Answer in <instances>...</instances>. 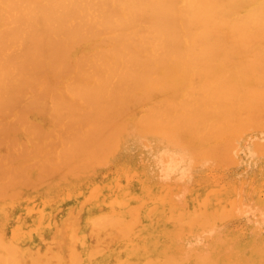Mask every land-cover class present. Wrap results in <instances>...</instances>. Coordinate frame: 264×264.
<instances>
[{
  "label": "bare ground",
  "instance_id": "obj_1",
  "mask_svg": "<svg viewBox=\"0 0 264 264\" xmlns=\"http://www.w3.org/2000/svg\"><path fill=\"white\" fill-rule=\"evenodd\" d=\"M262 63L264 0H0V264H264L254 230L240 243L216 229L222 246L208 255L174 241L243 215V184L238 214L222 191L215 204L199 199L200 183L182 185L178 202L172 188L130 177L55 192L113 156L137 109L148 128L176 126L194 164L208 150L233 165L240 141L228 133L264 108ZM219 134L224 144H210Z\"/></svg>",
  "mask_w": 264,
  "mask_h": 264
},
{
  "label": "rangeland",
  "instance_id": "obj_2",
  "mask_svg": "<svg viewBox=\"0 0 264 264\" xmlns=\"http://www.w3.org/2000/svg\"><path fill=\"white\" fill-rule=\"evenodd\" d=\"M224 28H226V27H224ZM227 38H228V36H227ZM227 38L225 36L224 39H227ZM254 40H255V42H254ZM254 40H251V41H253L251 43V45H254V43H256L255 46H253V47H255V49L251 50L252 53L258 52L259 49L261 47H263L257 43L256 39H254ZM230 41H231L230 44H233V42L235 43V40L233 41V39ZM184 42H187V41H184ZM190 42H192V41H190ZM183 45L187 46L189 44L183 43ZM200 45H202V44H200ZM259 46H261V47H259ZM199 47H201V46H199ZM256 47H258L259 49H256ZM251 52H248L247 55L248 56L252 55L255 57V53L250 54ZM181 62H183V61H181ZM262 65H264V63H262ZM182 66H183V63L181 64V67ZM196 77L197 76H195V79H196ZM168 96H169V94H165L163 96V98H164L163 100H165L166 97H168ZM178 96L180 97V95H178ZM178 96L176 97L177 99H179ZM142 107H143V109H142ZM142 107H140V108L142 110H144L145 106H142ZM139 110L137 109L136 110L137 112L135 111L136 115L138 117H136V115L131 114L128 117L129 120L126 119L127 122H126L125 129H124L125 132L121 138H118V139H120V141L118 140V142H115V143H117L116 144L117 147L113 148V151H114L113 156L112 157L108 156V160L105 159V160H107V162H104V158L99 159V161L102 160L104 163L101 162L102 164L98 165V162H97L96 163L97 166L96 165L95 166H89L86 170L80 171L79 177H70L67 181H64L63 184L55 192H57V193H74V191H77V190H78V192L79 191L86 192V190L89 186H95L97 184L105 185V186L109 185L111 183V180L114 178V176H116L115 178L120 179L122 182L126 181V179H125L126 177H128V178L130 177L131 179L130 178L129 179H130V181L132 183L131 185L133 187L136 185H139L141 181L146 180L151 184L157 183L156 186L162 187L164 189L167 188L164 191L161 190L162 192H165L168 189L172 188L173 193L176 192V194L174 195L175 196L174 200L176 202H178L180 197L182 196V194L185 193V190H183V189L180 190V188H183V186H184V187H187L188 189H194L200 183V185L203 187V189H198L194 192V193L200 192L199 199L204 197V195L206 196L208 194L207 195L208 197L206 196L207 198H209V200H207V202L210 201L209 203L215 204V203H217V201H215L216 198L214 195H216L218 192L222 191L221 194L218 193L220 195V200L222 197V202L224 204H227L228 206L230 205L231 209H233L235 207V209H233L234 211L236 210V205H237L240 208V209L238 208V210L236 211L237 214H238L239 210H241V208H243L244 206H246L245 207L246 209L245 208L242 209L243 215L241 214V212H239L238 216L237 215L234 216V219H230V216L232 217V215H230V216L228 215L229 220L224 219L225 221L219 220V218L216 217L217 221L215 220L216 224L213 227H210L211 226L210 225V226H206L204 228H201L202 227L201 226L200 228H198V230L196 229V232L198 234H200V232H201V234L203 236L202 238H199V237L189 238V236L175 238L174 241L177 245H181L183 243H186L187 247L198 248L200 251H204L208 255L211 252V250L220 248L222 246V243L220 242V240H218L215 237V235L217 233L215 230L218 228L224 229L225 234L229 233L230 235L231 234L235 235L240 243L249 242L251 240L250 237L253 236L252 233H254V232L258 233L261 236H264V217H262V216H264V210H263L264 209V153H263L264 151L259 150L256 146V144H258V143H259L258 145L264 144V108L257 110L255 113V116H250L246 120L244 119L245 121L241 120L243 123L239 122L237 125H234V126L238 127L237 128L238 130H239V124H240V126H242L243 130L246 128V130L243 131L246 133L242 132L243 136H242V133L240 134L241 136L239 135V131H238V137H234L235 135L232 136L233 134H230V133H232L231 130L233 131L235 129V127H234V129L230 130V133H228L229 131L227 132L229 134V135H227V138L231 142L237 140L235 143L233 142L234 146L237 145L240 141L238 148H236L237 146L234 148L241 149V150H239L238 153L235 154V152H237V150L234 148H231L233 151V154L236 155V156L234 155L235 159L233 156H232V159L237 161L240 158L239 161L240 160L241 161H240V164H237V166H236L234 160H231V162L233 161V165L228 166V164L225 163L228 167L225 166L224 164H222V162L220 163V167L218 166V164L222 158L221 159L217 158V160H219L218 163L214 162L216 157H218V155H215V156L213 155V157H215V159L213 158L214 161H213V159L205 157V156L209 157V155H208L209 151L207 149L210 146V144L214 145V143H219V141L221 139H223V138L225 139L226 136L224 137V134H223V137L221 136L222 134H219L222 138L215 136L216 137V139L214 138L215 141L213 140L207 146V148H205L206 146L205 147L203 146L207 150L206 151L207 153L205 151L203 152V155L205 154V156H203V159L201 157L202 162H200V164H198V163L194 164V161H195L194 158H196V157H193L194 152H192V150L190 149V145L188 146V143L184 142L181 139L182 137L178 134L177 130L175 129L176 126H172V124H171L169 126H164L163 128L156 129V128H153V125H151L152 127L148 128L147 127L148 124L145 123V121H143V119H142V121L145 123V126H146L145 127L144 123L142 121H140V119H139V115L142 114L141 116H143L144 113H141L142 111H139ZM135 112H134V114H135ZM137 118H138V120H137ZM140 122H142L143 124L140 125L141 124ZM240 131H242V130H240ZM233 133H234V131H233ZM236 136H237V134H236ZM239 136L241 138H239ZM218 138H219V140L217 142L216 140ZM232 138H235V140H231ZM237 138H239L240 140ZM121 139H123V140H121ZM219 144H224V143H222L220 141ZM233 145H230V146H233ZM259 147L261 149L262 146H259ZM204 148H201L202 151L204 150ZM229 149L230 148H228V150ZM262 149L264 150V145H263ZM135 151H136V153H135ZM226 151H227V149H226ZM127 152H128V154H126ZM107 153H110V151ZM212 153L216 154V152L215 153L212 152ZM135 154H137L139 156L137 157V155H135ZM222 154L226 155L227 153L225 151H223ZM233 154H231V155H233ZM210 155H211V153H210ZM142 156H144V158H142ZM166 156L168 157V161H167ZM194 156H195V154H194ZM179 157L181 160L179 159ZM223 157H224V155H223ZM225 157L228 158L227 156H225ZM236 157H237V160H236ZM175 158H177V159H175ZM143 159H145V160H143ZM164 160H165V162H163ZM196 160H200V159L197 158ZM223 160H221V161H223ZM226 160H228V159H226ZM166 161H167V163H166ZM229 162H230V160H229ZM136 163H138V164H136ZM237 163H239V162L237 161ZM92 165H94V164H92ZM109 165H110V167H109ZM168 165H169L170 169L168 168ZM131 166H132V168H131ZM173 167H175V169ZM217 167H219V168H217ZM221 167H223V169ZM224 167H227V168H224ZM120 168L122 171L120 170ZM104 169H105V171H104ZM203 169H205V170H203ZM99 170H100V172H99ZM202 172H204L205 175L204 174L202 175ZM130 174H132V176ZM119 175L121 176V178L119 177ZM213 175H214V177H213ZM172 184H174V185H172ZM242 184H243V186H242L243 189L241 190V189H239V186H241ZM177 185H179L180 187ZM233 185H234V187H233ZM190 186H192V187H190ZM210 187H212V188H210ZM222 187H224V188H222ZM234 188H236L237 190H235ZM217 189H220V190H217ZM214 190L216 192L217 191L218 192L215 193ZM240 190H241L242 194L240 193ZM202 191H203V196H202ZM204 191L206 194H204ZM237 191H239V193L242 195V196L241 195L240 196L243 197V198H241L239 196V193H238V196L240 197L239 199H241V202H242L241 205L243 207H241V205L239 206L240 200H237L238 199L236 197ZM247 191H248V193H247ZM211 193H213V194H211ZM206 197H205V199H206ZM228 198H230L232 200H230ZM224 199H226V200H224ZM234 202L236 203L235 206H234ZM220 208H222L221 205H220ZM213 210H218L217 215L225 214V212L221 211L220 209L215 208ZM233 210H232V212H233ZM236 212H234L233 215L236 214ZM244 213H246V214L244 215ZM213 215H214V213H213ZM208 216L212 217L211 215H208ZM222 216H221V218H222ZM224 216H227V215H224ZM240 216H242V217H240ZM212 218H214V217H212ZM209 220H211V219L209 218ZM218 220L222 221V222L219 223ZM212 221L214 223V220H212ZM258 225H259V228H257ZM212 228H213V230H212ZM254 228L257 230H255ZM234 229H236V230H234ZM240 229H243V231ZM260 229H262V230H260ZM253 230H254V232H252ZM242 232H244L243 235H242ZM207 234L210 236V237L208 236L209 237L208 239L206 238ZM212 237L215 239H213ZM138 242L142 243L141 240H139V239H138ZM150 248L155 249L152 246Z\"/></svg>",
  "mask_w": 264,
  "mask_h": 264
}]
</instances>
